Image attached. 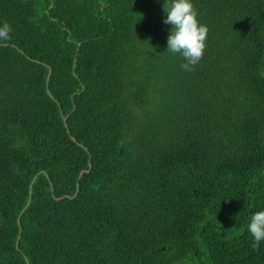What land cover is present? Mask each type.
Listing matches in <instances>:
<instances>
[{
    "label": "trees",
    "instance_id": "16d2710c",
    "mask_svg": "<svg viewBox=\"0 0 264 264\" xmlns=\"http://www.w3.org/2000/svg\"><path fill=\"white\" fill-rule=\"evenodd\" d=\"M164 2L0 0V264H264V0Z\"/></svg>",
    "mask_w": 264,
    "mask_h": 264
},
{
    "label": "clouds",
    "instance_id": "9594fccd",
    "mask_svg": "<svg viewBox=\"0 0 264 264\" xmlns=\"http://www.w3.org/2000/svg\"><path fill=\"white\" fill-rule=\"evenodd\" d=\"M165 24H170L167 50L179 53L184 62L182 67L191 70L204 55L207 43L208 26L199 19L195 0H165ZM11 32L8 24L0 26V38L7 39ZM254 237V247L264 241V208L254 212L247 225Z\"/></svg>",
    "mask_w": 264,
    "mask_h": 264
},
{
    "label": "water",
    "instance_id": "95a60500",
    "mask_svg": "<svg viewBox=\"0 0 264 264\" xmlns=\"http://www.w3.org/2000/svg\"><path fill=\"white\" fill-rule=\"evenodd\" d=\"M83 171H84V170H83ZM83 171H82V172H83ZM28 203H29V201H28ZM19 220H20V219H19Z\"/></svg>",
    "mask_w": 264,
    "mask_h": 264
}]
</instances>
